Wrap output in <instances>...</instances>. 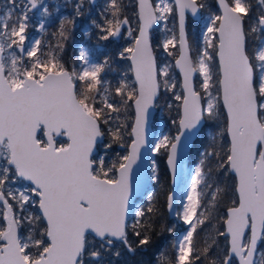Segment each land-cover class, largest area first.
<instances>
[{
	"label": "snow or ice",
	"instance_id": "1",
	"mask_svg": "<svg viewBox=\"0 0 264 264\" xmlns=\"http://www.w3.org/2000/svg\"><path fill=\"white\" fill-rule=\"evenodd\" d=\"M84 5L76 0L74 15L60 18L55 44L28 34L32 13L40 19L31 26L46 31L45 0L0 7V264H128L125 255L152 245L159 208L151 192L147 207H132L130 177L149 109L162 98L170 110L175 104L177 131L149 151L165 157V172L174 176L179 146L196 141L185 202L165 194L186 228L162 264H264V0H135L131 18L124 0H105L89 20L96 40L126 46L98 62L80 46V66L70 68L62 54L76 20L90 15ZM189 13L206 21L195 48ZM158 49L174 64L158 63ZM150 179L161 182L155 159ZM229 190L224 230L209 229L198 247ZM165 230L173 235L176 225ZM218 237L226 246L213 255Z\"/></svg>",
	"mask_w": 264,
	"mask_h": 264
},
{
	"label": "trees",
	"instance_id": "2",
	"mask_svg": "<svg viewBox=\"0 0 264 264\" xmlns=\"http://www.w3.org/2000/svg\"><path fill=\"white\" fill-rule=\"evenodd\" d=\"M104 2L105 0H98L97 4H95V6L92 7L94 9L96 8V10L94 11L92 15H90V17L89 16L85 17L88 23H89V20L92 18H95L97 20L99 19V16L97 14L99 10L103 7ZM124 3L127 5H130L129 7L133 9V7L131 6L132 4H134L133 0H124ZM72 14L73 12L70 10L68 12L67 11L56 12L55 15L52 16L50 23L46 27V31H44L43 34H41L40 39H42L45 42V44H47L48 42L55 44L56 41L52 37L51 34L55 32L57 28L59 27L60 18L63 16H68L71 18ZM83 18H80V19H83ZM169 26L172 27V21L169 22ZM68 27L71 28L72 25H68ZM197 27H198V24L196 22L192 21L190 18H187V36H188L189 44L193 48H195L200 43V38L196 36L195 34L197 31ZM157 34H158V31H157ZM73 39H77L78 42L80 41L81 43H83L85 45V48L89 51L91 59L95 60L96 62L102 60L104 56L114 54V52L119 47H122L124 45V42L121 40L117 43L105 42L107 43L106 46L108 47H106L104 50L96 49L94 46V43L98 42L96 40V29L91 28V38L88 39L83 36L82 30L80 31L78 30L77 23H75ZM159 50L160 49L156 51V58H157L158 63L161 60V58L158 56ZM62 57H63V61L66 63L68 67L71 68V65L73 66L74 62H75V66L78 67V61L76 59V54L74 51L73 52L70 51L68 42L66 44L65 51L62 54ZM168 58H169V62L173 63V58L172 57H168ZM118 65H119V69L121 72H127L128 62L118 61ZM173 71L175 72L177 78H179L176 70L173 69ZM127 74H128L129 79L131 80V73L127 72ZM115 75L116 74H113L110 72L108 73L107 76L109 77V79H113ZM158 106H160V112L162 113V116L165 121L164 128L162 130L164 131V133L166 132V134L171 136L174 134L173 130L175 128V126L172 123V120L176 117L175 104L173 105V108L170 110L166 106H164V102L162 98L161 101L158 103ZM132 116H133V113H132ZM195 142L196 141L194 140L193 144ZM193 144L189 150L188 157H187V161L189 164H195V161H196V153H195ZM164 159L165 157H161L159 154L156 155V160H157V163L161 171V182L159 184H155V189L153 190V195L155 197L157 206L159 208V216L157 217V220H156V231L153 235V243L152 245L148 247L146 251L137 253L135 257H133L131 260L132 264H152L157 251L160 249L162 244L165 243L170 238V235L166 230L161 231V226H164L165 228L171 227L170 223L173 218V217H169L166 211V195L165 194L168 193V191L170 190V185H169V174L165 172L166 166L164 165ZM229 182L231 186L233 183V178L229 177L226 180H224V183L226 184ZM232 198H233V193L231 192V190H229L228 196L224 200L221 201L218 209L213 213L214 218L212 219L211 224L207 225V227L204 228V230L207 229L205 233L203 234L202 231L198 230L199 235L196 237V243L198 247L202 246V242L204 239H207V234H208L209 229H212L213 232L215 231V229H219L220 231L223 230V217H224L227 206L231 204ZM143 206L147 207V202H145ZM221 212L223 213L222 216H220ZM217 239H218V246L213 249V253H212L213 255H216L217 253L221 252L218 250L219 246L222 249L226 246V241L223 237H218ZM262 246L264 248V242H262Z\"/></svg>",
	"mask_w": 264,
	"mask_h": 264
},
{
	"label": "rangeland",
	"instance_id": "3",
	"mask_svg": "<svg viewBox=\"0 0 264 264\" xmlns=\"http://www.w3.org/2000/svg\"><path fill=\"white\" fill-rule=\"evenodd\" d=\"M97 1L98 0H95V3L94 4H90L88 0H85V5H84V10L86 12H88L90 10V15H92L94 13V11L96 10V8H92L93 6H95V4H97ZM6 0H0V7H2L4 4H5ZM46 3H48V6H49V11L52 12V16L55 15L56 12L58 11H72L73 12V4L76 2V0H72L71 3H68L67 0H45ZM133 3H135V0H133ZM57 5L59 6V9L57 10ZM132 12H133V9H131L130 7L127 8V12L126 14L131 18L132 17ZM31 15V21H30V27H29V30H28V34H29V37L30 38H41V34H43V32H37L36 29L34 27H32L31 25H36L38 24L39 22V17L36 13H32L30 14ZM74 15V13L72 14V16ZM90 15H86V16H89ZM51 17L47 18L46 20V27L48 26V24L50 23L51 21ZM85 16V17H86ZM85 17L83 19H77L75 23H77V28L78 30H82V32L84 31L85 28H90V24L87 22V20L85 19ZM198 24V27H197V31H196V36H198L200 38V41H201V32L204 28V24L206 23V21L200 19L198 22H196ZM133 26H134V22H133ZM170 27V26H169ZM156 31H158V29L155 28ZM188 38V37H187ZM124 42V45L123 46H126L125 45V41L124 40H121ZM119 42V41H117ZM117 42H112V43H117ZM189 42V40H188ZM107 43L105 42H97V43H94V46L96 49H100V50H104L106 47ZM68 46H69V49L71 52H75L76 54V57L78 55V48L80 46H84L85 45L83 43H81L80 41L78 42L77 39H70L68 41ZM177 51V50H176ZM192 55H195V52H193ZM158 56L161 58V60H164V59H167V61L169 62V58L166 57V55L163 53L162 49L159 50L158 52ZM104 58V57H103ZM102 58V59H103ZM91 59V57H90ZM92 61L96 62L95 60L91 59ZM160 60V61H161ZM79 62H78V67L79 68ZM72 67V65H71ZM107 79H109V77L107 76L106 77ZM131 80L132 79V76H131ZM164 118L162 116V113L160 112V106H158V104L155 106V112H154V115H153V123H154V128H155V131H156V136H154V138L151 140V145L152 143H154V141L158 138H160L162 135H168L166 134V132L164 133V131L162 130L164 128ZM177 129L176 127L174 128L173 132L174 134L176 133ZM171 135V136H174ZM58 140H60L61 142L64 141V139H61V138H58ZM106 142V141H105ZM117 151H121L123 152L124 150L122 149H117ZM189 153V152H188ZM149 154H150V158H149V166L151 164V161L153 159L156 160V155H153L150 151H149ZM114 153H111L110 154V157L113 156ZM187 157H188V154L187 156L185 157V159L183 160V175H182V180H181V183H180V186L177 190V193H176V197H175V206H179L182 202H185L184 201V196H185V193L187 191V188H188V183H189V178L192 174V170L194 169L195 167V164H189L188 161H187ZM157 161V160H156ZM149 176H150V170H149ZM150 183L152 185V190H150V192L153 194V190L155 189V182H153L151 179H150ZM227 185L230 186V182L227 183ZM147 202L146 200V195L144 197H142L141 201H138L137 203H135L133 205V208L135 207H140V206H143V204ZM223 213L221 212L220 213V216H222ZM172 221L170 223L171 226L173 225H176V232L173 234V235H170V238L169 240H167L165 243L162 244V246L160 247V249L157 251V253L155 254V257L153 259V262L152 264H161L162 261H161V256L162 254H164L165 258L170 256L171 253H172V243H173V240L175 238H178L180 236V234L184 231V229L186 228V226H184L182 224V222H179L176 220L175 218V214H173L172 216ZM207 229H205L203 232V234L205 233ZM223 231V230H222ZM260 247L263 248L262 246V243H260ZM221 247L219 246V251H221ZM163 263H166V259Z\"/></svg>",
	"mask_w": 264,
	"mask_h": 264
},
{
	"label": "water",
	"instance_id": "4",
	"mask_svg": "<svg viewBox=\"0 0 264 264\" xmlns=\"http://www.w3.org/2000/svg\"><path fill=\"white\" fill-rule=\"evenodd\" d=\"M188 17L193 21H199L200 20L198 18L193 19L191 17L190 13L188 14ZM186 25H187V20H186ZM155 27L156 26H154V28ZM177 32H178V26H177ZM186 35H187V31H186ZM178 54L179 53H178V49H177V55ZM173 64H174V60H173ZM175 70L179 76L178 69H175ZM131 76H132V74H131ZM132 79L134 80L133 76H132ZM154 112H155V107H152L149 109L148 121H147V125H146V146L141 149L140 158L137 161V165L133 166V172H132L131 177H130V182H131V186H132V193H133V195H132V206H133V204L140 201L141 197L152 189V185L150 183V176H149V169H150V166H149V158H150L149 148L151 147V140L154 138V136H156V131H154L152 126H151V122L153 119ZM133 117H134V112H133ZM61 138H63V137H61ZM63 139H65V138H63ZM194 140H195V138L191 141H188L187 145L182 143L179 146L178 159H177V171H176L174 176L169 175V184H170L169 192H171L174 195V198L176 197L177 190H178L180 183H181V180H182L183 160L187 156L190 148L192 147ZM136 197H138V199L136 201H134V199ZM166 211H167L169 217L173 216L174 213H171L169 211V209L167 208V205H166ZM225 213H226V210H225ZM163 264H166V263H163Z\"/></svg>",
	"mask_w": 264,
	"mask_h": 264
},
{
	"label": "flooded vegetation",
	"instance_id": "5",
	"mask_svg": "<svg viewBox=\"0 0 264 264\" xmlns=\"http://www.w3.org/2000/svg\"><path fill=\"white\" fill-rule=\"evenodd\" d=\"M133 257H128L127 255H125V257L123 258L124 260L128 261V264H132L131 260ZM162 264V263H161Z\"/></svg>",
	"mask_w": 264,
	"mask_h": 264
}]
</instances>
